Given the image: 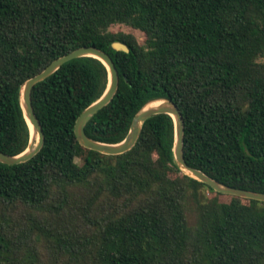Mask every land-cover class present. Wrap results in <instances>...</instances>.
Listing matches in <instances>:
<instances>
[{
	"label": "trees",
	"instance_id": "trees-1",
	"mask_svg": "<svg viewBox=\"0 0 264 264\" xmlns=\"http://www.w3.org/2000/svg\"><path fill=\"white\" fill-rule=\"evenodd\" d=\"M81 47L106 52L119 77L89 138L120 143L146 103L168 99L188 166L264 193V0H0L1 153L29 143L23 84ZM107 86L105 66L82 57L33 87L44 144L0 163V264H264V202L184 175L169 115L149 118L124 154L78 143L77 118Z\"/></svg>",
	"mask_w": 264,
	"mask_h": 264
},
{
	"label": "water",
	"instance_id": "water-1",
	"mask_svg": "<svg viewBox=\"0 0 264 264\" xmlns=\"http://www.w3.org/2000/svg\"><path fill=\"white\" fill-rule=\"evenodd\" d=\"M111 48L117 52L129 53V47L122 42H114ZM82 57H92L99 60L107 69L108 86L104 94L93 104L88 106L77 118L74 133L78 143L90 150L104 155H120L131 150L136 144L144 123L151 117L166 114L169 115L174 123V143L173 156L179 170L186 176L208 185L214 192L237 196L244 199L264 202V193L249 190H242L224 185L203 172L188 166L183 154L184 141V121L182 114L175 103L168 99H157L146 103L133 117L130 129L123 141L117 144H106L92 140L85 133V127L91 118L102 108L107 106L115 96L119 77L118 72L111 57L104 51L95 47H81L69 54L57 58L51 62L41 73L28 79L22 86L20 92V104L23 116L30 131V139L27 148L15 156L6 155L0 152V163L13 166L28 162L36 156L44 144V133L39 120L37 119L32 103L31 91L33 87L53 75L62 65ZM32 130V132H31Z\"/></svg>",
	"mask_w": 264,
	"mask_h": 264
},
{
	"label": "rangeland",
	"instance_id": "rangeland-1",
	"mask_svg": "<svg viewBox=\"0 0 264 264\" xmlns=\"http://www.w3.org/2000/svg\"><path fill=\"white\" fill-rule=\"evenodd\" d=\"M111 32H133L137 38V40L139 42H142L143 41V35L142 33L140 32H135V31H132L126 27H123V26H114L110 29ZM264 61V60H263ZM212 195L208 194V197H211ZM219 200L222 201V202H228L229 201V198L227 196H219Z\"/></svg>",
	"mask_w": 264,
	"mask_h": 264
},
{
	"label": "bare ground",
	"instance_id": "bare-ground-1",
	"mask_svg": "<svg viewBox=\"0 0 264 264\" xmlns=\"http://www.w3.org/2000/svg\"><path fill=\"white\" fill-rule=\"evenodd\" d=\"M31 132H32V130H31Z\"/></svg>",
	"mask_w": 264,
	"mask_h": 264
}]
</instances>
